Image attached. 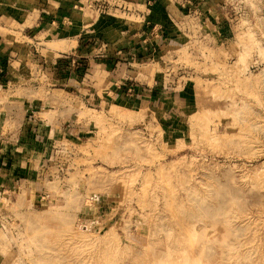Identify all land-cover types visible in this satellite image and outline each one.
<instances>
[{
	"label": "rangeland",
	"instance_id": "374dc122",
	"mask_svg": "<svg viewBox=\"0 0 264 264\" xmlns=\"http://www.w3.org/2000/svg\"><path fill=\"white\" fill-rule=\"evenodd\" d=\"M12 2L17 24L57 7ZM187 2L162 48L98 53L53 103L31 93L63 105L67 140L38 199L0 195V264H264V0Z\"/></svg>",
	"mask_w": 264,
	"mask_h": 264
},
{
	"label": "crops",
	"instance_id": "0c3cea01",
	"mask_svg": "<svg viewBox=\"0 0 264 264\" xmlns=\"http://www.w3.org/2000/svg\"><path fill=\"white\" fill-rule=\"evenodd\" d=\"M63 1L56 0L53 11L26 6L28 14L37 17L28 16L19 24L14 18L13 22L4 19V11L20 10L13 6L15 2L11 7L0 4V195L38 199L49 161L58 153L55 148L67 140L64 121L58 118L63 105H52L43 112L31 93L40 89L46 97L42 104L53 103L58 100L54 93L60 89L47 86H81L85 65L89 71L103 56L100 52L108 57L126 54L131 56L124 59L128 61L144 55L145 49L162 48L188 0H107L123 9L107 16H99L91 8L75 9L77 0H66L73 5L64 11L58 4ZM33 28L42 36L31 35ZM35 49L41 52L39 57L32 55ZM33 80H39L43 89L28 88Z\"/></svg>",
	"mask_w": 264,
	"mask_h": 264
}]
</instances>
